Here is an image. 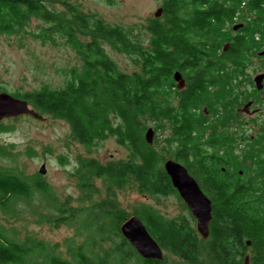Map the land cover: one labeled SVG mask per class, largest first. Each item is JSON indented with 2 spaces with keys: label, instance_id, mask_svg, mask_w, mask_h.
I'll use <instances>...</instances> for the list:
<instances>
[{
  "label": "trees",
  "instance_id": "1",
  "mask_svg": "<svg viewBox=\"0 0 264 264\" xmlns=\"http://www.w3.org/2000/svg\"><path fill=\"white\" fill-rule=\"evenodd\" d=\"M243 3L256 15L243 16L238 23L242 26L235 30V16L241 8L246 10ZM162 6L161 16L151 19L147 27L153 36L146 47L124 29L92 17L67 0H0V33L40 19L48 26L39 36L53 42L63 39L80 54L88 70L61 89L43 86L12 95L28 101L43 116L68 122L73 137L86 146L112 133L130 152L127 159L107 162L85 158L82 167L87 173L81 186L88 188L90 177L120 186L134 176L145 192L178 194L164 169V161L172 158L188 169L212 202L207 238L186 219H168L146 204L136 209L163 250L179 259L171 263L167 256L160 260L142 257L120 229L130 214L112 200L98 202L86 223L95 236L93 242L75 249L73 259L77 264H243L248 257L251 264H264V193L260 191L264 150L249 153L255 165L246 167L232 150L228 127L214 132L206 142L198 141L204 124L199 112L207 105L221 113L217 96L229 107H235L238 99L242 104L250 99L262 103L256 84L243 94L229 88L244 67L246 74L252 51L264 46V0H164ZM105 45L137 55L140 70H120ZM176 71L185 79L182 89L174 79ZM149 121L162 127L168 122L169 148H161L158 137L147 141ZM257 126V140L263 144L264 124L260 121ZM9 129V124L0 121V131ZM0 153L6 154L4 147ZM34 191L57 211L43 219L65 223L66 204L55 202L41 178L29 179L0 166V209L7 212L14 199L29 198ZM68 211L73 214L72 208ZM105 213L113 226L110 235H106L110 230ZM0 264L74 262L40 239H19L0 228Z\"/></svg>",
  "mask_w": 264,
  "mask_h": 264
},
{
  "label": "rangeland",
  "instance_id": "2",
  "mask_svg": "<svg viewBox=\"0 0 264 264\" xmlns=\"http://www.w3.org/2000/svg\"><path fill=\"white\" fill-rule=\"evenodd\" d=\"M67 1L78 5L94 18H101L111 26L124 29L133 39L141 40L146 47L153 36L147 27L151 19L155 18L156 11L163 8L164 2V0ZM242 7L247 8L244 3ZM57 8L61 7L57 5ZM241 12L244 13L240 15ZM255 15L256 12L250 13L247 9L244 11L241 8L235 16V24L240 23L243 16L250 18ZM46 26L47 23L33 18L26 25L17 27L15 31L0 33V92L24 94L39 90L43 86L61 89L69 80L88 71L80 54L63 39L57 38L56 42H53L39 36ZM257 38H260L258 33ZM104 47L120 70L127 73L140 70V58L137 55L118 51L110 45ZM262 51L264 46L252 51L246 74L244 67L229 89L241 94L247 89H253L255 76L264 72V57L260 58L264 55H259ZM260 91L264 94V87ZM217 100L221 113L207 105H203L199 112L200 120L204 124L200 130L202 137L198 138V141L206 142L214 132H222L223 126H226L228 133H232L230 142L234 145L232 150L235 155L243 161V166L253 167L255 162L248 154L264 150V142L260 144L257 140L259 135L257 123L262 121L264 124V109L260 111L258 109L259 116L257 111L253 112L255 115L249 116L242 111L247 103L242 104L238 99L239 101H234L235 107H229L228 103L222 101V97L217 96ZM44 117L41 120L32 115L22 114L0 120L10 125L9 130L0 131V147H4L6 153L5 155L0 153V166L29 179L41 178L49 186L55 202L66 204V222L56 224L43 219L51 212L57 215V211L43 194L34 191L29 198L14 199L7 212L0 209V228L8 235L19 239L26 237L40 239L54 248L57 254L77 264L72 253L75 249L88 247L93 242L95 236L88 231L86 223L91 221L94 205L104 200L114 201L130 216L136 215V209L141 204H146L168 219L183 218L197 227L196 219L179 194L158 190L154 193L145 192L141 190L140 183L134 176H130L129 180L120 186H112L102 177H90L89 187L81 186L80 180L87 173L82 167L85 158L94 157L101 162L127 159L130 155L129 150L112 133L95 140L93 145L86 146L73 137L68 122L48 115ZM167 125V121L163 127L157 126L156 122L148 123L147 130L153 129V140L158 137L162 144L161 148H169L168 137L171 129ZM245 155H248V159H244ZM43 166L45 172L41 174ZM260 191L264 193V187H261ZM70 208L73 209V214L69 213ZM38 212H42L43 215L40 216ZM104 216L110 230L106 235H110L113 226L110 217L106 213ZM95 244L98 245L96 240ZM250 252L249 250L248 255H251ZM163 253L168 257L169 263L179 261L169 251L163 250Z\"/></svg>",
  "mask_w": 264,
  "mask_h": 264
},
{
  "label": "water",
  "instance_id": "3",
  "mask_svg": "<svg viewBox=\"0 0 264 264\" xmlns=\"http://www.w3.org/2000/svg\"><path fill=\"white\" fill-rule=\"evenodd\" d=\"M162 8H159L155 16L161 15ZM242 24H237L234 29H238ZM227 46V45H226ZM225 46V48H226ZM259 55H264V51ZM174 79L177 82L179 89L185 87L186 82L180 71L174 73ZM258 90L264 87V72L254 78ZM264 97V96H263ZM251 106L248 102L242 111L246 112ZM22 114L32 115L43 120L45 117L36 111L28 101L15 97L8 92H0V120L4 118H13ZM146 139L149 143L153 141V129L149 128L146 131ZM164 169L169 175L173 187L177 190L179 196L188 206L193 217L197 221V230L202 237L207 238L210 232V221L212 219V202L210 198L200 187L198 181L189 173L188 169L175 159L168 158L164 161ZM45 172V167L41 169V173ZM123 236L133 245L138 253L147 259H163V248L154 239L148 231L145 223L138 215L129 216L120 227ZM248 243H250L248 241ZM249 264V259L246 257L245 264Z\"/></svg>",
  "mask_w": 264,
  "mask_h": 264
},
{
  "label": "flooded vegetation",
  "instance_id": "4",
  "mask_svg": "<svg viewBox=\"0 0 264 264\" xmlns=\"http://www.w3.org/2000/svg\"><path fill=\"white\" fill-rule=\"evenodd\" d=\"M263 83H264V81H263ZM260 96H261L262 103H260L259 101H255L253 99H250L248 102H251V106H250V108L246 109L248 111H246L244 114L249 115V116H253V115H255L253 113L254 111L258 112V109H259V111L264 109L263 108L264 107V97H263L264 94L260 93ZM255 105H256V107H254ZM260 107H262V108L260 109ZM258 116H259V112H258Z\"/></svg>",
  "mask_w": 264,
  "mask_h": 264
}]
</instances>
